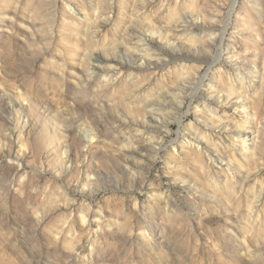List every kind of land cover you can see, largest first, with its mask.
I'll return each mask as SVG.
<instances>
[{
	"label": "rangeland",
	"instance_id": "rangeland-1",
	"mask_svg": "<svg viewBox=\"0 0 264 264\" xmlns=\"http://www.w3.org/2000/svg\"><path fill=\"white\" fill-rule=\"evenodd\" d=\"M0 264H264V0H0Z\"/></svg>",
	"mask_w": 264,
	"mask_h": 264
},
{
	"label": "bare ground",
	"instance_id": "bare-ground-1",
	"mask_svg": "<svg viewBox=\"0 0 264 264\" xmlns=\"http://www.w3.org/2000/svg\"><path fill=\"white\" fill-rule=\"evenodd\" d=\"M235 6V5H234ZM234 6L232 7V10H233V8H234ZM182 15V14H181ZM179 18H182V19H184V16H178ZM210 18H212V17H210ZM85 20H89L88 19V17L87 16H85ZM187 21V20H186ZM182 26H184V25H182ZM130 31V30H129ZM223 32H225V30L223 31ZM129 33H131V32H129ZM132 34V37H130L129 38V42L131 43V44H133V45H130L131 46V48H133L134 50H137L138 49V47L140 46V47H143L144 45L142 44V43H144V36L143 35H138V34H134V33H131ZM145 47V46H144ZM143 50L142 51H144V53H145V57H149V58H151V57H154L153 55V53H152V51H150V49H148V48H146L145 47V49L144 48H142ZM111 50L114 52V53H116L115 54V56H106V55H102V54H100V53H97V54H95L94 55V63L96 64V67H93L92 68V72L93 73H96V74H98V73H103V72H105L106 71V68L107 67H117V69H121L122 68V61H123V57L122 56H120L119 54H117V52H118V49H117V46L115 45L114 46V44L113 45H111ZM140 60H142V58H140ZM107 66V67H106ZM106 67V68H105ZM201 87V86H200ZM174 94H179V92H175ZM163 101H167V97H166V93H164L163 91H161V92H159L158 94H156V96L154 97V98H152V99H148L145 103H144V106L145 107H148V108H150V109H154V108H156V107H160V102H163ZM177 104H179V105H181V103H177ZM17 105V104H16ZM15 108V107H14ZM207 108V111L208 112H210L211 114H213L214 116H217L219 113H221L222 112V110L221 109H217V110H213V109H211V108H209V107H206ZM151 116V115H150ZM152 118H156V117H153L152 116ZM84 133V132H83ZM85 134V133H84ZM204 135V134H203ZM209 135V134H208ZM206 136V139H208L207 138V135H205ZM204 137V136H203ZM215 145V144H214ZM155 146V145H154ZM157 147V146H156ZM128 151L126 152V155H128V156H131V155H136V153L137 154H140V152H141V148H137L136 150H134V151H131V149H127ZM142 153V152H141ZM231 156H232V158L234 159V160H236V158H235V155L234 154H231ZM129 158V157H128ZM143 161H145V160H143ZM239 161V160H238ZM146 162V161H145ZM124 163H125V165H127V166H129L130 168L132 167L131 165H130V162H129V159H127V156H126V158H125V160H124ZM239 163V162H238ZM241 165V164H240Z\"/></svg>",
	"mask_w": 264,
	"mask_h": 264
}]
</instances>
